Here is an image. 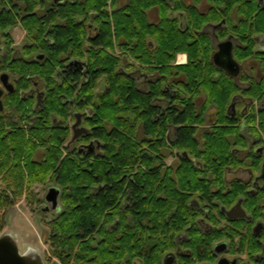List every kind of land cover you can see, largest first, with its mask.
Wrapping results in <instances>:
<instances>
[{
    "label": "trees",
    "instance_id": "1",
    "mask_svg": "<svg viewBox=\"0 0 264 264\" xmlns=\"http://www.w3.org/2000/svg\"><path fill=\"white\" fill-rule=\"evenodd\" d=\"M173 1L187 13L185 0ZM154 8L158 22L149 18ZM171 10L165 0H0L9 55L0 69L15 86L0 113V207L25 184L58 185L62 209L46 241L63 264H163L177 235L198 226L191 200L223 201L226 168L243 163L234 151L248 142L227 113L236 88L206 73L200 18L192 27L191 15L184 22ZM18 23L26 38L11 60L7 29ZM178 53L185 63H174ZM136 68L155 75L146 88L130 74ZM210 108L214 123L204 127ZM86 111V133L73 139L70 122ZM231 189L228 204L246 194L236 181ZM213 241L201 244L209 254Z\"/></svg>",
    "mask_w": 264,
    "mask_h": 264
},
{
    "label": "flooded vegetation",
    "instance_id": "2",
    "mask_svg": "<svg viewBox=\"0 0 264 264\" xmlns=\"http://www.w3.org/2000/svg\"><path fill=\"white\" fill-rule=\"evenodd\" d=\"M53 1L60 4L65 0ZM165 1L172 5L173 10L169 12L172 18L178 17L185 22L191 15L192 27L196 23L195 19L200 18L201 28L195 34L202 36L206 59L212 64L206 68V73H212L217 78L215 81L235 86L236 93L227 113L235 120L248 146L234 151L243 163L226 168L225 188L219 192L223 201L220 199L202 204L195 199L191 200L190 204L200 213L196 220L198 226L194 229L189 226L177 235V245L174 250L164 254L163 264H264V178L261 177L264 167V130L261 127L264 94H245L261 88L264 92V0H185L187 13L175 10L173 0ZM157 15L158 22V9ZM17 25L20 23L15 26ZM15 26L7 29L11 39L10 29ZM95 31L92 28L91 32ZM6 40L0 32V67L2 60L9 56ZM14 49L11 60L22 53L17 48ZM77 64L75 61L71 62V65ZM3 73L8 75L6 82L13 85L12 90L4 87L1 80ZM0 87L3 89L1 113L5 108V95L15 89L10 72L0 69ZM40 95L41 92L38 97ZM81 114L82 122L87 111ZM212 114L208 113L204 127H211L214 123ZM250 118L254 120L255 132L248 127ZM73 132L75 134L74 130ZM233 181L243 187L246 194L237 196L232 204H228L226 201L233 198ZM230 210L235 211L234 217L229 216ZM194 234L201 236L202 243H197ZM209 238H214L210 254L201 246ZM29 247L21 251L18 245L19 254L24 256V264H50L39 252Z\"/></svg>",
    "mask_w": 264,
    "mask_h": 264
},
{
    "label": "rangeland",
    "instance_id": "3",
    "mask_svg": "<svg viewBox=\"0 0 264 264\" xmlns=\"http://www.w3.org/2000/svg\"><path fill=\"white\" fill-rule=\"evenodd\" d=\"M126 1L127 0H116V5L122 6ZM152 10L153 11H149V18L152 21H157V10L155 8ZM10 32L13 39L11 46L21 51V47L25 42L26 31L22 26L17 25L10 29ZM115 53L123 54L117 47ZM179 54L183 55L186 53H178L177 55ZM183 57L184 56H180V60H183ZM129 60L134 61L130 57ZM174 63H176V61ZM130 74L138 78V84L141 88H146L148 80H152L155 77V75H149L138 68L131 70ZM105 87L106 81L104 77H101L98 81V92H103ZM34 88V91L37 90L39 93L42 92V86L39 85ZM204 99L205 95L203 93L196 97L198 107L202 104ZM214 111V108H210L208 113H214ZM74 123L75 121L70 122L71 128ZM79 127L84 128L82 122H80ZM79 145L80 143L77 142V146ZM42 154L43 150L41 149L38 151L36 158L41 159ZM166 161L168 164H174L177 159L175 156L169 155ZM2 186L0 182V191H2ZM50 187L59 188L58 185L48 178L44 182H37L29 187L25 184L21 192L10 194L12 203L9 204V206L0 207V237L6 233H10L17 240L21 251L27 246H30L29 248H33L39 252L50 264H63L58 258L52 255L49 243L46 241L49 222L52 221L62 209L59 198L57 208H52L51 203L46 200L45 196ZM136 264L139 263L137 262Z\"/></svg>",
    "mask_w": 264,
    "mask_h": 264
},
{
    "label": "water",
    "instance_id": "4",
    "mask_svg": "<svg viewBox=\"0 0 264 264\" xmlns=\"http://www.w3.org/2000/svg\"><path fill=\"white\" fill-rule=\"evenodd\" d=\"M7 77H8V75L6 73H3L1 75V80L3 82L4 87H6L8 90H12L13 85L11 83L9 84L6 82ZM2 95H3V89L0 87V111L3 109V102L1 99ZM75 116H76V121L73 125V130L75 131V134H74L73 138H76L81 133L86 132L85 128L79 127L82 114L78 113ZM261 177L264 178V167H263V174ZM59 194H60L59 188H57V187H50L49 188L45 198L48 202L51 203L52 208L58 207ZM234 213H235V211L233 212V210L228 211V214L231 217H234L233 215H236ZM23 258H24V256L19 254L17 241L13 236H11L9 234H4L3 236L0 237V264H24ZM223 262H221V263H223Z\"/></svg>",
    "mask_w": 264,
    "mask_h": 264
},
{
    "label": "crops",
    "instance_id": "5",
    "mask_svg": "<svg viewBox=\"0 0 264 264\" xmlns=\"http://www.w3.org/2000/svg\"><path fill=\"white\" fill-rule=\"evenodd\" d=\"M157 10V9H156ZM153 11V10H151ZM180 56H184L183 57V60H180ZM187 61V55L186 54H183V55H177V58H176V63H185Z\"/></svg>",
    "mask_w": 264,
    "mask_h": 264
}]
</instances>
